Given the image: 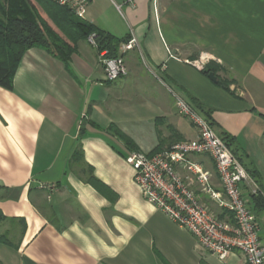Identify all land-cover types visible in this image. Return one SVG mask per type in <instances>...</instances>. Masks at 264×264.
<instances>
[{
  "label": "crops",
  "instance_id": "0c3cea01",
  "mask_svg": "<svg viewBox=\"0 0 264 264\" xmlns=\"http://www.w3.org/2000/svg\"><path fill=\"white\" fill-rule=\"evenodd\" d=\"M84 20L139 49L125 54L121 83L105 80L102 53L81 41L69 65L30 49L12 89L0 86V212L12 243H0V264H247L239 252L220 261L150 204L110 127L151 154L198 138L173 93L208 112L256 172L242 190L264 245V201H254L264 200V0H89ZM201 54L211 57L204 70L192 64ZM79 147L97 186L73 163ZM191 159L221 192L213 160ZM177 172L218 209L193 174Z\"/></svg>",
  "mask_w": 264,
  "mask_h": 264
},
{
  "label": "built area",
  "instance_id": "2783aa9c",
  "mask_svg": "<svg viewBox=\"0 0 264 264\" xmlns=\"http://www.w3.org/2000/svg\"><path fill=\"white\" fill-rule=\"evenodd\" d=\"M51 1L69 7L77 17L85 19L89 0ZM95 39L96 36L92 35L88 42L97 47ZM137 49L138 42L133 38L122 45L121 57L117 59H109L107 52L102 53L107 82L114 83L128 75L124 56ZM210 61L209 54H201L192 64L204 70ZM173 95L178 113L195 127L198 138L176 143L155 155L130 152L128 157L135 184L150 204L197 238L200 246L220 261L239 252L247 264H264L261 227L242 190V185L250 178L248 172L204 115L187 100ZM194 156H208L213 160L221 192L212 187L211 174L192 161ZM178 167L193 174L201 191L232 219L224 220L211 212L178 174Z\"/></svg>",
  "mask_w": 264,
  "mask_h": 264
},
{
  "label": "trees",
  "instance_id": "16d2710c",
  "mask_svg": "<svg viewBox=\"0 0 264 264\" xmlns=\"http://www.w3.org/2000/svg\"><path fill=\"white\" fill-rule=\"evenodd\" d=\"M2 2L0 10V86L6 89H12L17 69L30 49L44 50L69 65L78 43L88 41L92 35L96 36L98 52H107L109 59L121 57L122 45L131 39L130 37L119 39L104 32L77 17L69 7L61 6L51 0H2ZM205 73L209 75L211 72L207 70ZM224 86L227 87L226 84ZM200 112L214 128L209 113L204 110ZM110 131H113L124 142L129 152L139 151L131 140L115 126H111ZM220 137L242 164L240 157L232 148L233 140L227 136ZM159 152L156 150L150 155ZM73 163L88 174V183L98 185L99 182L93 177V169L84 161L81 147L75 151ZM246 171L257 177L254 175L256 172H250L247 169ZM254 201L262 204L264 200L261 196H254ZM0 218L5 220L1 212ZM0 243L12 245L6 236H0Z\"/></svg>",
  "mask_w": 264,
  "mask_h": 264
},
{
  "label": "rangeland",
  "instance_id": "374dc122",
  "mask_svg": "<svg viewBox=\"0 0 264 264\" xmlns=\"http://www.w3.org/2000/svg\"><path fill=\"white\" fill-rule=\"evenodd\" d=\"M2 3H3L2 0H0V10L2 8ZM131 78H132V80L134 82V78L133 77H130L129 79L131 80ZM119 83H121V80H119ZM134 87H135V85L133 83V85H130L129 87H127L128 88V91H131L133 93L134 90H135V88H136V87L135 88ZM136 89H138V88H136ZM216 206L218 208L217 210H213V209L211 210L209 207L208 208L210 209L211 212H213L214 214H216L217 216H219V218H221V219L229 220V221L232 219L231 218L232 216L228 212H226L225 210H222L221 208H219L217 204H216ZM5 226L8 227V225H5V220L2 219V218H0V236L9 237L8 235L3 234V232L7 228ZM18 228H20V226H18Z\"/></svg>",
  "mask_w": 264,
  "mask_h": 264
},
{
  "label": "water",
  "instance_id": "95a60500",
  "mask_svg": "<svg viewBox=\"0 0 264 264\" xmlns=\"http://www.w3.org/2000/svg\"><path fill=\"white\" fill-rule=\"evenodd\" d=\"M209 78L211 79V81H213L215 84L219 85V86H223V83L217 78V76L214 73H209Z\"/></svg>",
  "mask_w": 264,
  "mask_h": 264
}]
</instances>
